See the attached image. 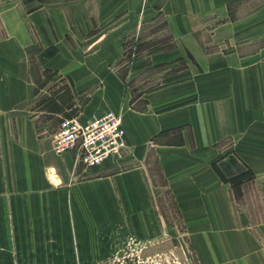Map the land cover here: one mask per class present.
<instances>
[{"label": "crops", "instance_id": "1", "mask_svg": "<svg viewBox=\"0 0 264 264\" xmlns=\"http://www.w3.org/2000/svg\"><path fill=\"white\" fill-rule=\"evenodd\" d=\"M93 2L0 5V126L12 125L42 156L14 173L24 192L14 204L28 207L29 225L75 239L76 252L39 264H104L129 239L154 251L149 239L165 247L171 236L188 240L199 264H264V247L242 228L231 186L214 167L226 178L250 169L264 189V0H97L95 24ZM140 11L159 13L171 38L147 64L183 67L165 70L168 80L133 100L119 64L127 37L140 31ZM36 66L70 79L73 95L87 94L79 122L119 114L125 148L91 168L76 165L74 152L47 151L20 112L35 96ZM152 164L171 204L156 197Z\"/></svg>", "mask_w": 264, "mask_h": 264}, {"label": "rangeland", "instance_id": "2", "mask_svg": "<svg viewBox=\"0 0 264 264\" xmlns=\"http://www.w3.org/2000/svg\"><path fill=\"white\" fill-rule=\"evenodd\" d=\"M77 1L22 0V5L25 9H32L42 3L66 5L67 2ZM94 1L91 4L93 24L96 23L94 10L97 0ZM257 1L252 0L251 5H257ZM1 3L2 0H0V5ZM138 23L140 31L138 30L139 33L135 37H127L123 48V57L119 64L120 74L133 100L163 84L168 80L166 77L168 73L179 71L183 67L181 62L149 66L147 54L152 50L171 48V38L165 21L156 11L152 13L140 11ZM127 24H130V20ZM39 51L40 47H34V54H32L37 64L40 56L36 58L35 55ZM37 66L32 73V87L35 96H32L20 112L33 118L36 123L37 138L41 145L54 156L61 157L62 155H56L53 152V135L62 119L75 118V112L85 103L87 94L75 93L73 95L70 79L60 77L52 70H43L42 73H39ZM165 70H168V73ZM141 101L139 99L135 106H141ZM51 110L53 113H50ZM31 145L30 142L18 141V136L14 134L12 125L9 127L0 126V264H39L52 255L61 256L68 250L72 249L73 252L76 249L75 239H69L70 243H68L65 238L52 236L54 232L51 230V225L45 227H42V224L41 227L29 225L26 213L28 207L14 204L24 193L14 183V173L19 167L33 166L42 162V156L39 152L34 151ZM214 167L222 180L232 182H229L231 186L229 194L235 202L242 228L251 231L259 245L264 247V189H259L253 184L254 172L247 169L244 173L226 178L218 170L216 164ZM151 170L150 177L157 189L156 197L171 204L172 195L164 188V181L157 165L152 164ZM245 182L251 183L243 188L242 185ZM175 219L176 217L173 216L171 221L174 226L179 224L174 221ZM149 240V246L154 245V251L148 249L147 243L142 245L134 243L142 247L140 253L142 259L146 261V258H149L148 262L151 264H199L193 248L186 239L171 236L170 242L165 247L166 241L161 237ZM135 248L124 245L105 259L104 264H120L122 261L129 263L133 258L131 254L140 249Z\"/></svg>", "mask_w": 264, "mask_h": 264}, {"label": "built area", "instance_id": "3", "mask_svg": "<svg viewBox=\"0 0 264 264\" xmlns=\"http://www.w3.org/2000/svg\"><path fill=\"white\" fill-rule=\"evenodd\" d=\"M124 148L121 116L111 111L86 123H79L75 118H64L53 135V152L56 155L74 152L75 164L86 168L99 166ZM125 245L142 248L132 239ZM140 249L131 254L133 258L129 263L122 261L120 264H151L149 258L146 261L142 259Z\"/></svg>", "mask_w": 264, "mask_h": 264}, {"label": "trees", "instance_id": "4", "mask_svg": "<svg viewBox=\"0 0 264 264\" xmlns=\"http://www.w3.org/2000/svg\"><path fill=\"white\" fill-rule=\"evenodd\" d=\"M223 180H225V179H223ZM225 181L232 183L230 180H225Z\"/></svg>", "mask_w": 264, "mask_h": 264}]
</instances>
